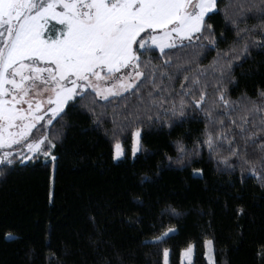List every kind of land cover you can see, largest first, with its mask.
I'll return each instance as SVG.
<instances>
[{
	"label": "trees",
	"instance_id": "trees-1",
	"mask_svg": "<svg viewBox=\"0 0 264 264\" xmlns=\"http://www.w3.org/2000/svg\"><path fill=\"white\" fill-rule=\"evenodd\" d=\"M216 4L206 17L215 31L205 32L216 39L215 47L201 37L203 49L177 47L164 57L159 49L142 54L151 64L171 58L172 65L163 70L175 79H164L163 94L145 84L140 95L129 92L109 103L91 95L78 98L76 107L66 106L52 125L43 120L30 133L28 141L47 136L55 144L42 145L48 157L42 151L25 162L14 156L12 164L0 163V264H164V249L168 264H181V252L190 244L189 264H264V180L231 155L227 143L235 137L232 148L264 176L258 164L264 133L245 146L232 124L239 126L247 117L249 132L260 127L262 116L249 113L253 102L264 110V16L251 6L264 5L261 0ZM243 29L248 31L238 39ZM245 43L248 51L242 54ZM218 53L233 62L231 71L223 79L218 70L209 71L193 89L196 99L200 89L206 92L204 107L215 124L192 107V96L184 97L186 115L174 117L172 104L179 109L181 82L188 88L183 77L191 74H177L175 67H207ZM225 63L221 55L219 64ZM221 91L233 107L211 109ZM206 125L214 137L227 133L214 153L203 143ZM136 131L140 148L133 156ZM178 141L191 155L178 151ZM118 142L122 156L116 160ZM169 229L175 231L160 241L151 239ZM207 240L213 263L205 257Z\"/></svg>",
	"mask_w": 264,
	"mask_h": 264
},
{
	"label": "snow or ice",
	"instance_id": "snow-or-ice-1",
	"mask_svg": "<svg viewBox=\"0 0 264 264\" xmlns=\"http://www.w3.org/2000/svg\"><path fill=\"white\" fill-rule=\"evenodd\" d=\"M261 5H264V0H261ZM236 7L244 8L243 5ZM251 7L264 16V7ZM213 10H217L216 0H0V149H11L14 145L25 143L40 121L45 120L47 125H52L65 113L66 106L76 107L78 98L91 95L109 103L111 99H121L129 92L140 95L141 86L145 84L163 94L168 87L164 79L170 82L175 79L163 70L172 65L171 58L151 64L150 60H142V54L158 48L160 56L164 57L166 50L177 47L194 51L197 47L203 49L206 45L201 37H205V32L211 34L215 31L211 24L206 23L207 15ZM239 14L243 16L244 12ZM225 19H231L226 12ZM231 22L235 23V20ZM247 31H238L237 38H240L241 32ZM205 39L209 46L215 47L217 41L214 37ZM248 47L247 43L243 45L242 54H247ZM221 55L226 59L225 64H219ZM232 63L226 53H218V58L207 67L197 65L192 68L191 63L177 65V74L186 71L191 74L183 77L189 87L185 88L181 82L180 92L183 95L179 100V109L173 102L172 115L178 119L184 117L187 103L184 97L192 96V107L204 111L209 121L215 124L211 111L204 107L206 92L200 89V97L196 99L193 89L200 83V77L206 76L209 71L218 70L223 79L231 71ZM38 82L44 86L41 91L51 92L46 109L44 101L32 95V90L38 88ZM152 95L153 92H150L149 97ZM260 95L264 97V92ZM233 103L225 99L224 91H221L210 108L215 109L219 104L227 110L233 107ZM253 114L262 116L258 131H248L247 117L241 118L239 126L235 120L232 121L245 146L250 139L254 143L260 133H264V110L254 102L249 115ZM252 126L256 127L255 124ZM204 135L206 139L203 143L213 153L218 142L227 138L224 132L214 137L207 125ZM135 136L133 154L140 148V132ZM45 143L50 148L55 147L44 136L27 143L28 151L39 154ZM177 143L178 151L184 153L183 145L179 141ZM227 143L230 154L251 165V174L264 180V176L257 172V165L248 161L246 155L242 156L238 147L232 148L235 137ZM115 147L116 156L122 155L119 142ZM260 148L262 155L258 164L264 171V143ZM43 155L48 157L50 152L43 151ZM10 157L12 151L4 152L0 155V163L12 164ZM23 159L29 157L23 155ZM223 160L228 163L227 157ZM170 212L178 214L176 209H170ZM172 231L175 229L151 239L160 241ZM8 237L12 238V234L9 233ZM192 251L193 246L190 245L182 252V257L190 260ZM163 255L164 264H168L169 250L164 249Z\"/></svg>",
	"mask_w": 264,
	"mask_h": 264
},
{
	"label": "rangeland",
	"instance_id": "rangeland-1",
	"mask_svg": "<svg viewBox=\"0 0 264 264\" xmlns=\"http://www.w3.org/2000/svg\"><path fill=\"white\" fill-rule=\"evenodd\" d=\"M214 11V10H213ZM158 49V48H157ZM129 71H133L132 69H129ZM43 85L42 84H40L39 82H38V88H34L33 90H32V95H34V96H37V98L38 99H41L42 101H44V104H45V109L47 108V97L49 96V95H51V92H50V90L49 91H41L42 89H43ZM24 107H27V105H23ZM44 110H42V112H43ZM48 115L50 116L51 114L50 113H48ZM43 121V120H42ZM45 121V120H44ZM41 122V121H40ZM39 122V123H40ZM46 122V121H45ZM137 132H139V131H136V132H134V134H133V139H132V148H133V144L135 143V140H136V136H135V133H137ZM29 136H30V134H29ZM29 138V137H28ZM31 142H35V141H28V139H27V141L25 142V143H23V144H20V145H14L11 149H9V148H4V149H0V155H3V153L4 152H6V151H12V157H10L11 159L15 156V157H17V158H20L21 159V161H23V162H25V161H28L34 154H36V153H30L29 151H28V148H27V143H31ZM122 148V147H121ZM138 153V151L135 153V154H133V151H132V155L134 156V155H136ZM23 155H27L28 157H29V159H23ZM114 156H115V159L117 160V159H119V158H121V156L122 155H120V156H116V147H115V150H114ZM191 246H193V251H192V256H193V253H194V244H190ZM189 245V246H190ZM189 246L187 247V248H185L184 250H186V249H188L189 248ZM183 250V251H184ZM182 251V252H183ZM182 252H181V259H180V261H181V264H189V263H191V260H192V256H191V258H190V260H189V258L188 257H182ZM205 257L207 258V260L210 262V263H213L214 261H215V259H214V253H213V249H212V244H211V240H207L206 242H205ZM163 262H164V258H163Z\"/></svg>",
	"mask_w": 264,
	"mask_h": 264
}]
</instances>
